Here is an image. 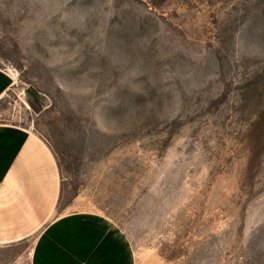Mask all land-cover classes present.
<instances>
[{"label": "rangeland", "instance_id": "obj_1", "mask_svg": "<svg viewBox=\"0 0 264 264\" xmlns=\"http://www.w3.org/2000/svg\"><path fill=\"white\" fill-rule=\"evenodd\" d=\"M0 71L56 214L105 218L132 264H264V0H0Z\"/></svg>", "mask_w": 264, "mask_h": 264}, {"label": "crops", "instance_id": "obj_2", "mask_svg": "<svg viewBox=\"0 0 264 264\" xmlns=\"http://www.w3.org/2000/svg\"><path fill=\"white\" fill-rule=\"evenodd\" d=\"M7 77L0 71V99L11 85ZM30 132L0 122V244L31 240V264H132L124 238L105 218L81 210L56 214L58 166Z\"/></svg>", "mask_w": 264, "mask_h": 264}]
</instances>
